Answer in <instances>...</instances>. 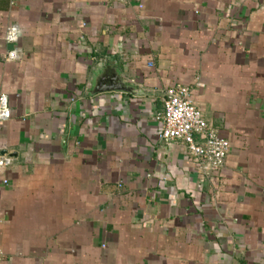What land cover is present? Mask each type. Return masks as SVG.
Here are the masks:
<instances>
[{"label": "crops", "instance_id": "crops-1", "mask_svg": "<svg viewBox=\"0 0 264 264\" xmlns=\"http://www.w3.org/2000/svg\"><path fill=\"white\" fill-rule=\"evenodd\" d=\"M174 83L217 173L158 139ZM0 93V264H264V0H0Z\"/></svg>", "mask_w": 264, "mask_h": 264}, {"label": "built area", "instance_id": "built-area-1", "mask_svg": "<svg viewBox=\"0 0 264 264\" xmlns=\"http://www.w3.org/2000/svg\"><path fill=\"white\" fill-rule=\"evenodd\" d=\"M18 35L16 24L6 26L3 41L12 46L5 56L7 62L19 58L20 51L16 47ZM162 105L161 112L154 117L160 124L158 139L164 142H183L188 154L196 161L199 172L205 175L217 173L229 152V142L205 120L201 109L192 100V88L179 83L168 86L164 91ZM10 118L8 97L5 93H0V123ZM10 164L11 157L0 154V169H5ZM3 182L6 183V180ZM1 259L0 250V261Z\"/></svg>", "mask_w": 264, "mask_h": 264}, {"label": "water", "instance_id": "water-1", "mask_svg": "<svg viewBox=\"0 0 264 264\" xmlns=\"http://www.w3.org/2000/svg\"><path fill=\"white\" fill-rule=\"evenodd\" d=\"M119 88H120V85L115 84V83H110V85H99L98 87H96V91L101 92V91H107L110 89H119Z\"/></svg>", "mask_w": 264, "mask_h": 264}]
</instances>
